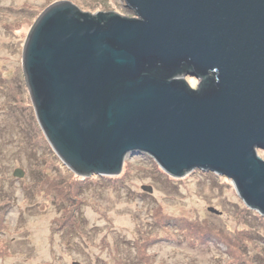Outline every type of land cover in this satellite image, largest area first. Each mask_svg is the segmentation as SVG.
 Returning <instances> with one entry per match:
<instances>
[{
	"label": "water",
	"instance_id": "water-1",
	"mask_svg": "<svg viewBox=\"0 0 264 264\" xmlns=\"http://www.w3.org/2000/svg\"><path fill=\"white\" fill-rule=\"evenodd\" d=\"M123 1L134 16L58 0L31 26L22 72L47 145L82 176L132 152L212 171L264 217V0Z\"/></svg>",
	"mask_w": 264,
	"mask_h": 264
},
{
	"label": "rangeland",
	"instance_id": "rangeland-1",
	"mask_svg": "<svg viewBox=\"0 0 264 264\" xmlns=\"http://www.w3.org/2000/svg\"><path fill=\"white\" fill-rule=\"evenodd\" d=\"M54 1L0 0V264H264V217L230 178L199 168L175 177L142 152L117 174L82 176L47 145L21 56ZM68 1L134 16L123 0Z\"/></svg>",
	"mask_w": 264,
	"mask_h": 264
},
{
	"label": "trees",
	"instance_id": "trees-1",
	"mask_svg": "<svg viewBox=\"0 0 264 264\" xmlns=\"http://www.w3.org/2000/svg\"><path fill=\"white\" fill-rule=\"evenodd\" d=\"M264 240V239H263ZM263 240H261V241H263Z\"/></svg>",
	"mask_w": 264,
	"mask_h": 264
},
{
	"label": "bare ground",
	"instance_id": "bare-ground-1",
	"mask_svg": "<svg viewBox=\"0 0 264 264\" xmlns=\"http://www.w3.org/2000/svg\"><path fill=\"white\" fill-rule=\"evenodd\" d=\"M18 1V0H17Z\"/></svg>",
	"mask_w": 264,
	"mask_h": 264
}]
</instances>
